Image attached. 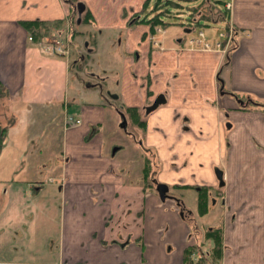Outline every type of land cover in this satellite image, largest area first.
Returning <instances> with one entry per match:
<instances>
[{
	"label": "crops",
	"instance_id": "crops-1",
	"mask_svg": "<svg viewBox=\"0 0 264 264\" xmlns=\"http://www.w3.org/2000/svg\"><path fill=\"white\" fill-rule=\"evenodd\" d=\"M76 1L81 14L63 0H0V264H201V255L213 264L211 241L203 246L204 232L191 231L201 218L221 230L220 264H264V109L254 105L264 102V0H230L237 36L227 61L217 51L177 47L180 23L155 47L150 25L135 23L152 15L143 11L147 0ZM25 21L55 27L30 41ZM90 31L97 46L104 31L119 37V72L102 82L113 86L107 97L71 79L72 55L82 52L77 37ZM59 36L69 57L46 51ZM94 56L100 48L85 61ZM160 95L165 103L147 114ZM126 108L144 112L143 141L162 160L150 183L137 177L144 167L122 166L120 149L109 144L133 137L119 127ZM30 136L44 145L30 148ZM44 151L59 152L53 166H42ZM177 154L190 161L176 166L169 158ZM156 183L179 190V204L162 201ZM201 186L222 190L223 207L211 198L210 212L197 218V198L183 197Z\"/></svg>",
	"mask_w": 264,
	"mask_h": 264
},
{
	"label": "rangeland",
	"instance_id": "rangeland-1",
	"mask_svg": "<svg viewBox=\"0 0 264 264\" xmlns=\"http://www.w3.org/2000/svg\"><path fill=\"white\" fill-rule=\"evenodd\" d=\"M64 1V0H63ZM76 1V0H75ZM204 0H190V1H182V0H176L175 3L180 5V7H182L183 13H179L176 16V13L178 12L176 9H174L173 7H169L168 8V14L167 15H161V20L164 23H167L169 25H171L170 27V33H166L165 29L160 28L159 30L157 28L153 29V31H151L149 38L150 40L153 42V45L155 47H161L160 44L161 42L164 41L166 36H169L172 33H176L180 30H178V28H172V25L175 23H180L181 26L182 24H185L186 21L185 19H187L186 17L189 15L188 12H190V9H192L193 7H196L197 5L201 4ZM225 0H207L203 6H202V10L204 11V9L207 8H211L212 12H216V10H218L220 8H222L226 14H223L221 12H219V16L221 17V19L218 17V19H220V21L218 19H216L215 22L219 23L222 25L223 22H225L227 19H229V11L227 10V7L225 4H222V2ZM229 1V0H227ZM65 2V1H64ZM66 3V2H65ZM77 3H81V2H77L76 1V5ZM218 3V4H217ZM67 5H69L68 3H66ZM155 4H156V0H150L147 6V13L151 14L155 12ZM76 5H75V11H77L76 9ZM70 6V5H69ZM164 10V7L162 8ZM200 9V10H201ZM201 10V11H202ZM74 11V12H75ZM223 11V12H224ZM193 13V12H192ZM209 15H211L210 17H212V13H210V11L208 12ZM207 13V14H208ZM202 12L199 14V12L193 13L192 14V18H197L198 16H201ZM217 16V15H216ZM223 17V18H222ZM88 18V17H87ZM87 18H85V20L87 21ZM200 18V17H199ZM213 18V17H212ZM223 19V20H222ZM215 20V19H214ZM202 21H207V20H202ZM229 21V20H228ZM203 23H201L202 25ZM209 26H199L198 24H188L187 26H185L184 28V32L182 34H180V38H181V44H177V47L179 48H185V49H192V50H198V51H205L203 50V47L199 46L203 43H207L209 42L211 44V48L209 50L206 51H217L221 54H223L224 56V60L227 61V57H229L228 54L232 53V48L235 47L233 45V42L228 41V36L226 37L225 45L222 44V46L220 48H217L215 46V42L216 41H220L217 36L218 33V24H213V23H209ZM55 27V26H53ZM180 27V26H179ZM200 31L203 32V36L200 35ZM99 32H101V30H99ZM74 33L77 34L76 31H74ZM77 36V35H76ZM83 35L80 34V36L77 37L78 42L77 44L80 46V48H82V52L79 53L78 55H72L71 60H74L72 62V81L74 82L73 84H75V86H80V88L83 89V87H89V86H93L94 87H98L100 89H103V84L102 82H105L107 80V78L109 77H113L115 73L119 72V68H120V49H119V37H117L115 35V32H108V31H104V37L101 40V45H99V43L97 44V42H99V36H98V32L96 34V32L94 31H90V37L89 38H83L81 37ZM61 36H59L60 39ZM96 38V40H94ZM59 39H51L49 41L51 42H60L64 40V37L59 40ZM197 39V40H196ZM199 39V40H198ZM85 42H84V41ZM93 41H95V43H91ZM98 40V41H97ZM223 40V39H222ZM173 42L175 43V40H173ZM228 42H230V44H228ZM213 46V47H212ZM100 48V57L98 58V56H94V59L89 60V61H85L86 57H89V55H93V50L95 49V51H99ZM65 56L69 57L70 56V51L69 48L67 47V51L65 52ZM99 54V52H98ZM118 63V64H117ZM105 80V81H104ZM109 87L111 88H104L103 91L104 93H102V95H104L105 97H107V93L108 90H111L113 88L112 84H108ZM114 85V83H113ZM83 86V87H82ZM108 100V99H107ZM258 104L264 105V102H257ZM258 108H261L258 106ZM264 109V108H263ZM144 112H141L136 118V121L134 118L129 119V115L127 116L125 113V120H126V126H124V129H127L128 133H132L133 137H130L126 140H123V142H119L116 143L115 145L112 143H109L110 146H112V150L114 151V149L119 148L120 151L116 152L117 154H114L116 160L121 161V165L124 167H129V166H133V165H137V167L139 168V171L142 167H144L145 169V173H139L137 174V177L139 176V180H141L140 178L145 175V179L144 181L147 182L148 179L151 180L150 178L155 177L153 172L156 168L158 169L160 166V158L155 156V147H151L148 146V144L146 142L143 141L144 139V134H145V128H142L140 126L139 123H137V121L144 119ZM78 120H75V123L77 124ZM122 125V119L120 122L119 127L122 128L120 131L123 130V127H121ZM55 128L59 130V132L61 131V126L55 125ZM123 132V131H122ZM121 132V133H122ZM31 139L29 140V146L30 148H33L35 146H37V144L39 145H44L45 142H38L37 137H32L30 136ZM115 139V138H114ZM113 139V140H114ZM49 145V144H47ZM130 146V147H129ZM147 146V148H146ZM124 150V152H123ZM136 151V152H134ZM54 151H47V152H42V156H41V160H42V166L47 164L48 166H53L54 165V160L56 158H59V152L56 153L54 156L50 157L53 154ZM51 154V155H50ZM55 156H58L55 158ZM177 159V163L176 161H172V164H175L176 166L179 164H183L185 163L186 159L188 158H184L183 156H179V154L176 155H172L169 159ZM184 158V159H183ZM163 159V158H162ZM49 161V162H47ZM188 161H190L188 159ZM60 161L57 160L56 165L59 166ZM187 163V162H186ZM156 169V170H157ZM149 171H151V174H149ZM44 176V174L42 175ZM147 178V180H146ZM148 183H150V181H148ZM206 186H201V187H197V188H203ZM179 188V187H177ZM209 188V187H208ZM182 189V188H179ZM210 189V188H209ZM196 188H192L190 191L186 192L185 194L188 197H183L185 198L188 203H193L194 200L197 198V205H196V214H197V218L198 217H205L210 211H209V206H211V198H216L218 200V205L223 207V192L222 190H209L208 192V203H207V212L204 214H200L199 213V205H198V200H199V192L195 191ZM170 196H172L173 199L174 196L179 197L180 196V192L179 190H171L170 191ZM213 202H215L213 200ZM54 206L50 205L49 206V210L52 209ZM241 207H237V211L242 212L240 209ZM50 213H49V217L47 218L46 221H44L43 227L46 228L48 231L51 227H53L54 222L52 220V218L50 217ZM202 220H200L199 223L193 222V226L191 227V231L192 233L194 232L196 234V232H200L202 233V231L205 233H208V230H213V229H218V231L221 232L220 228H208L207 224H206V220H204V218H201ZM209 223V222H208ZM41 232L43 230V228H40ZM203 235V237H201V239H199V242L201 240H203L201 242V245L205 244L206 241L210 242V240H207L205 238V236ZM222 235V234H221ZM205 241V242H204ZM212 244V242H211ZM213 245V244H212ZM210 252V251H209ZM208 253V252H207ZM212 254L208 255V259H207V263L211 262L209 259V257H211ZM43 256V255H42ZM40 258V261L43 260V258ZM47 260L50 259V255H46ZM202 260H200L199 262H201V264H203L202 262H204L205 260L203 259V255H201ZM216 262V263H215ZM215 264H220V260L215 261Z\"/></svg>",
	"mask_w": 264,
	"mask_h": 264
},
{
	"label": "trees",
	"instance_id": "trees-1",
	"mask_svg": "<svg viewBox=\"0 0 264 264\" xmlns=\"http://www.w3.org/2000/svg\"><path fill=\"white\" fill-rule=\"evenodd\" d=\"M64 1L66 3H68L73 10L75 9V5H76L75 0H64ZM149 1L150 0L145 1L143 11L146 10ZM206 1L207 0L203 1L202 6ZM202 6L200 8H198L197 10H192L193 13L199 12V14H200L202 12L201 17L199 18L201 21L202 20L213 21L214 19L215 20L218 19V17L221 19V17L218 15L219 12L226 14V12L220 7H218L219 9L216 10V12H212L211 8L204 9V11H203L201 9ZM163 7H164V10L162 9ZM169 7H173L174 9H180L181 8L180 5L174 3L172 0H156L155 12L152 13V15L150 17L142 16L140 18H137L135 23L136 24H139V23L148 24L151 27V31H153V29L156 26H159L163 29L167 28L169 26V24L162 22L161 15H167ZM209 11H210V13H212L213 18L210 17L211 15H209V13H208ZM192 14L189 16V19H188L189 21H191ZM87 17H88L87 13H84L82 21H84L85 18H87ZM220 19H218V20L220 21ZM91 20H92L91 17L87 18V21L91 22ZM195 24L199 25V22L197 21V23H195ZM22 26L27 30L28 34L30 35V37H32V39L39 40L40 38H43L44 36H48L50 34V31H52L53 26H55V25L52 23H47V22H43V21H25V22H22ZM73 65H74V63H73ZM228 94L233 95L232 93H228ZM4 96H6L4 94V87L0 83V98H2ZM233 96L236 98L235 95H233ZM254 105L257 107L259 106L261 108H264V105H261L258 103H254ZM119 113L122 114L124 117H125V113H126L127 116L129 115V119L134 118L136 121L135 117H137L141 113V111H139L136 108H126L124 111L119 112ZM137 123H139L142 128H145L146 124H145L144 119L137 121ZM124 130L127 133V129H124ZM5 132H6V129L0 128V152H1V147H2L3 141H4ZM209 190L210 189L208 187L197 188V192H199L198 205H199V213L200 214H204L207 212L206 206L208 203L207 197H208ZM204 236L207 240H210L213 244L212 248H211V254L212 255L210 258H211V262L213 264H215L216 263L215 261H218L221 258V252H222V235H221V232L218 231V229H213V230L210 229V230H208V233L207 232L205 233ZM195 249L196 248L194 247L193 249L187 250L186 256H185L186 261L190 262L189 258L191 256V254L195 251Z\"/></svg>",
	"mask_w": 264,
	"mask_h": 264
},
{
	"label": "built area",
	"instance_id": "built-area-1",
	"mask_svg": "<svg viewBox=\"0 0 264 264\" xmlns=\"http://www.w3.org/2000/svg\"><path fill=\"white\" fill-rule=\"evenodd\" d=\"M222 4H225L226 7H227V10L230 11V8H231V3H230V0L227 1H223ZM199 18V16L197 18H194L191 20L190 23L192 24H195L196 23V20ZM229 19H227L225 22L222 23V27L218 30V33H217V36L218 38H220L219 40L220 41H216L214 44V48L217 47V48H220L223 45H225V40H226V37L225 36H228V41L230 42H233V45L235 43V38L237 36V30L235 29V27L232 25V23L230 21H228ZM211 22V21H210ZM213 23H217L213 20ZM159 30V29H158ZM200 35L203 36V32L200 31ZM223 39V40H222ZM29 40L31 41L32 40V37H29ZM197 40V39H196ZM199 40V39H198ZM230 42H228V44H230ZM201 47H203V50H209L211 48V44L209 42L207 43H203L202 41V44L199 45ZM213 47V46H212ZM46 51L49 52V53H52V54H57V55H62V56H65V52L67 51V46L60 43V42H49L47 44V48H46ZM67 122L69 124H74L75 123V120H73L72 117H68L67 119ZM78 122V121H77Z\"/></svg>",
	"mask_w": 264,
	"mask_h": 264
},
{
	"label": "water",
	"instance_id": "water-1",
	"mask_svg": "<svg viewBox=\"0 0 264 264\" xmlns=\"http://www.w3.org/2000/svg\"><path fill=\"white\" fill-rule=\"evenodd\" d=\"M76 9L77 11L79 12V14H81L84 9H85V6L83 5V3H77L76 5ZM111 98L112 99H117V96L116 95H111ZM165 103V98L164 96L160 95L158 96L155 101L145 109V112L148 114V113H151L153 112L155 109H157L160 105L164 104ZM121 115V118H122V125L121 127H123L124 129V126H126V120H125V117ZM217 176L219 179H221L222 177V173L220 170H217ZM222 184V183H221ZM155 190L159 196V198L162 200V201H165V199H169V198H172L171 196H169V187L165 184H162V183H156L155 185ZM174 199V198H173ZM174 200H177V199H174Z\"/></svg>",
	"mask_w": 264,
	"mask_h": 264
},
{
	"label": "flooded vegetation",
	"instance_id": "flooded-vegetation-1",
	"mask_svg": "<svg viewBox=\"0 0 264 264\" xmlns=\"http://www.w3.org/2000/svg\"><path fill=\"white\" fill-rule=\"evenodd\" d=\"M169 194V196H170V193H168ZM172 197V196H171ZM174 199H176V198H174ZM175 202L177 203V204H179V201L178 200H175Z\"/></svg>",
	"mask_w": 264,
	"mask_h": 264
}]
</instances>
